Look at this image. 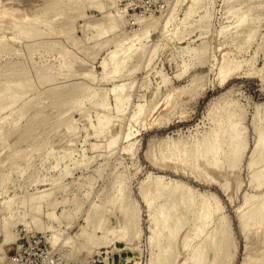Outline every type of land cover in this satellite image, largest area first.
<instances>
[{
    "label": "rangeland",
    "instance_id": "1",
    "mask_svg": "<svg viewBox=\"0 0 264 264\" xmlns=\"http://www.w3.org/2000/svg\"><path fill=\"white\" fill-rule=\"evenodd\" d=\"M0 7L4 264H159L174 202L169 264L264 254L239 222L264 195V0Z\"/></svg>",
    "mask_w": 264,
    "mask_h": 264
},
{
    "label": "bare ground",
    "instance_id": "2",
    "mask_svg": "<svg viewBox=\"0 0 264 264\" xmlns=\"http://www.w3.org/2000/svg\"><path fill=\"white\" fill-rule=\"evenodd\" d=\"M6 8L7 7H5V9H4L5 11H6ZM10 8H12V7L10 6ZM10 8H7L8 11H9ZM17 10L18 9L16 8V11ZM0 12H3V11L0 10ZM12 12H14V15H15V10L14 11L12 10L11 13ZM19 12H20V9H19ZM19 12H17V13H19ZM11 13H10V15H11ZM11 18H13V17H11ZM10 91H11L10 88H7L6 92L10 93ZM262 142H263V137L260 135V137L258 138V140L255 143V147L260 146L262 144ZM146 197H147V203L150 206L151 203H152V197L149 194H147ZM249 199H251V197ZM249 199L246 200L249 203L247 209L245 210L244 213H241L239 215L240 226H241V229L244 232L246 238L248 236H251L249 234H252V230L255 231L257 229L255 227H263L264 228V195H262V197L261 196L258 197V199H254V198H252L251 200H249ZM246 204H247V202H246ZM180 205L181 204L179 202H174V203H171V205L168 208H165L164 204H162L160 206L157 214H156L158 217L157 216L151 217L152 218V222H153V229H152V231H150V233L152 232L150 234L151 236H149L150 237V241L151 242L153 240L157 241L155 239L157 237H159L160 235L162 236L161 241H160V239L158 241V253H157V256L159 258V264H169V260L170 259H169V256L166 255V251H167V246H168V243L170 242V239L175 237L176 234L178 233V229L176 227V223H177V221H180V217H181V215L179 214V212H181L180 209H179ZM159 217H161L160 220H159ZM150 221H151V219H150ZM263 228H260V229H263ZM258 229L256 231H258ZM260 229H259V233L258 234H261L262 232L264 234L263 230H261L262 232L260 233ZM249 230L251 231V233L248 232ZM255 234H256V236L258 235L256 232H255ZM250 243L253 244L252 242H250ZM253 247L252 246L250 247L248 245L247 248L248 249L252 248V252H253ZM262 252H263V250H261V254H262ZM259 253H260V251L258 252V256H260ZM1 256H2V254L0 253V264H4L3 261H2V257ZM255 256H257V254ZM258 256L254 257V258L251 257L250 259H245L246 261L247 260H249V261H247V262L244 261V262H246L244 264H251L252 262L254 264H255V262H257V264H260V263L264 264V254L261 255L260 258H258ZM245 258H247V257L245 256Z\"/></svg>",
    "mask_w": 264,
    "mask_h": 264
},
{
    "label": "built area",
    "instance_id": "3",
    "mask_svg": "<svg viewBox=\"0 0 264 264\" xmlns=\"http://www.w3.org/2000/svg\"><path fill=\"white\" fill-rule=\"evenodd\" d=\"M12 261H17V257H13L12 258Z\"/></svg>",
    "mask_w": 264,
    "mask_h": 264
}]
</instances>
